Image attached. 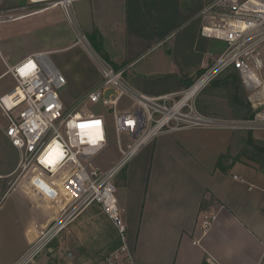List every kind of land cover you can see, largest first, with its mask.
<instances>
[{"label":"crops","instance_id":"crops-1","mask_svg":"<svg viewBox=\"0 0 264 264\" xmlns=\"http://www.w3.org/2000/svg\"><path fill=\"white\" fill-rule=\"evenodd\" d=\"M207 3L75 0L73 26L61 7L29 10L31 1L0 0V11H22L0 23L5 58L0 59V97L17 84L8 67L38 52H47L71 84L62 99L68 108L98 87L101 71L77 43V30L88 37L98 35L107 60L124 69L137 90L151 96L179 93L226 48L224 40L201 33ZM107 29L114 33L110 39ZM75 52L87 54L96 75L88 78L83 73ZM88 81L89 91L78 90ZM2 126V136L14 147ZM241 131L163 132L129 161L117 178L118 199L136 264H264V170L251 160L233 157L228 166H218L221 154L237 152L234 135ZM13 191L3 199L11 198ZM16 192L6 206L0 203V246L5 244L0 264H20L38 231L36 216L44 221L31 195ZM204 212L217 213L206 233L200 227Z\"/></svg>","mask_w":264,"mask_h":264},{"label":"built area","instance_id":"built-area-1","mask_svg":"<svg viewBox=\"0 0 264 264\" xmlns=\"http://www.w3.org/2000/svg\"><path fill=\"white\" fill-rule=\"evenodd\" d=\"M74 1L49 0L45 8L61 7L75 26ZM19 13L22 11H0V23L15 19ZM201 16L202 35L224 40L226 48L209 59L204 71L179 93L151 96L137 90L125 70L103 57L89 37L78 30L77 43L95 60L102 79L76 106L68 108L63 102L59 90L66 78L47 52L34 53L14 66L8 65L17 84L0 97L7 119L3 131L20 152L16 170L20 176L9 191H23L31 195L35 204L44 202L54 206L53 210L59 209V217L41 232L35 247L49 241L95 204L110 218L121 244L94 264H136L117 196V178L129 161L163 132L190 128L264 132V0H213L206 4ZM0 59L5 60L1 45ZM231 67L238 72L248 93L252 117L213 116L197 107L202 90ZM125 96L133 105L120 110ZM89 103L113 114L120 157L106 169L96 160L109 146L107 118L104 111L91 110ZM33 186L42 187L41 199L32 194ZM216 219V212L203 213V233ZM31 252L20 264L30 259Z\"/></svg>","mask_w":264,"mask_h":264},{"label":"rangeland","instance_id":"rangeland-1","mask_svg":"<svg viewBox=\"0 0 264 264\" xmlns=\"http://www.w3.org/2000/svg\"><path fill=\"white\" fill-rule=\"evenodd\" d=\"M25 2H30L29 0H24ZM32 7L28 8L29 10H39L48 6V2L46 0L44 2H32ZM120 11L121 8L119 7ZM115 11L119 13L117 7H115ZM121 14V13H120ZM118 17V16H115ZM105 35L107 39L108 37L114 36V33L105 31ZM84 47L82 44H79ZM219 45L223 47L220 49L222 51L224 49L223 44L219 42ZM85 49V47H84ZM80 51V49H77ZM86 50V49H85ZM87 51V50H86ZM81 52V51H80ZM77 55H79L78 52ZM89 57L95 61L90 53L87 51ZM86 53L80 54L76 62L83 69V73L90 78L92 75H96V68L90 62V58ZM264 70V69H263ZM264 74V72H263ZM92 87L90 85V81L87 83H83L79 86L78 90H90ZM68 90H72L71 84L67 83L62 88H60L59 93L61 98L63 99V94L68 92ZM64 100V99H63ZM65 101V100H64ZM66 106L69 104H65ZM133 102L128 97H123L119 104L120 110H125L127 108L132 107ZM88 107L91 110H100L104 111L107 118L108 125V134H109V146L102 153L100 157L97 158L96 164H102V168L106 169L110 167L116 160L120 157V151L117 144V134L115 131L114 118L112 112L104 109L101 106H94L89 103ZM227 115H222L224 117ZM229 118V117H225ZM0 124L4 127L7 124V119L5 114H3L0 109ZM1 127V128H2ZM255 136L264 139V132H254ZM3 134L0 132V203L1 206L4 205L16 195V190L12 192L11 198L8 197L6 201L3 199L5 194L12 188L13 184L19 178V173L16 172L18 163L20 160V152L12 147L7 139L2 136ZM123 142H126V136L123 135ZM13 169V170H12ZM12 170V171H11ZM12 172V173H11ZM46 187V185H45ZM120 191L118 190L117 196L120 195ZM32 194L38 195L39 199L43 197L42 187L33 186ZM38 199V200H39ZM35 202V201H34ZM7 205V204H6ZM5 205V206H6ZM48 203H42L41 205H37L42 214L44 215V221L40 223L39 218L36 216L37 222L39 225L37 226V233L30 243L28 252H31L30 259L26 262V264H94L103 256L109 254L112 250H114V246L116 243V229L111 222L110 218L103 212L102 208L99 205H91L84 213H82L75 220L66 225L60 232H58L53 238H50L49 241L40 242L38 246L35 245L38 243V239L41 235L42 231L47 230L53 225L54 221L57 217H59V209L58 207L53 210L52 205L47 206ZM0 206V207H1ZM121 207V205L119 204ZM122 208V207H121ZM2 209V208H1ZM0 209V211H1ZM53 213V214H50ZM57 215V216H56ZM124 221L125 217L123 216ZM15 238L14 240H17ZM15 244V243H14ZM5 244L0 246V251L3 250ZM34 247L36 249H34ZM2 249V250H1ZM68 250L71 251L72 257L68 255ZM4 251V250H3Z\"/></svg>","mask_w":264,"mask_h":264},{"label":"trees","instance_id":"trees-1","mask_svg":"<svg viewBox=\"0 0 264 264\" xmlns=\"http://www.w3.org/2000/svg\"><path fill=\"white\" fill-rule=\"evenodd\" d=\"M209 3L213 0H208ZM89 36L95 49L107 59L106 53L101 45L99 38ZM194 80L188 79V85ZM198 109L209 115H227L231 118H249L254 115L248 101V93L242 83L238 72L234 68H229L222 72L206 88L202 90L197 98ZM237 152L221 154L218 166L224 168L231 157L234 161L251 160L261 166L264 170V139L256 137L254 131L235 132ZM116 229V228H115ZM117 233V230H116ZM121 244L120 238L116 237L114 248ZM204 264H209L204 262Z\"/></svg>","mask_w":264,"mask_h":264},{"label":"bare ground","instance_id":"bare-ground-1","mask_svg":"<svg viewBox=\"0 0 264 264\" xmlns=\"http://www.w3.org/2000/svg\"><path fill=\"white\" fill-rule=\"evenodd\" d=\"M32 1H33V2H39V1H45V0H32ZM46 1H49V0H46ZM18 15H21V13L17 14V16H18ZM54 149H55V151H56L57 153H59V152H58L59 150H58V147H57V146H55ZM53 159H54V158H52V159H50V160L52 161Z\"/></svg>","mask_w":264,"mask_h":264},{"label":"water","instance_id":"water-1","mask_svg":"<svg viewBox=\"0 0 264 264\" xmlns=\"http://www.w3.org/2000/svg\"><path fill=\"white\" fill-rule=\"evenodd\" d=\"M67 252H68V255H69L70 257H72V253H71V251L68 250Z\"/></svg>","mask_w":264,"mask_h":264},{"label":"snow or ice","instance_id":"snow-or-ice-1","mask_svg":"<svg viewBox=\"0 0 264 264\" xmlns=\"http://www.w3.org/2000/svg\"><path fill=\"white\" fill-rule=\"evenodd\" d=\"M23 71V70H22Z\"/></svg>","mask_w":264,"mask_h":264}]
</instances>
